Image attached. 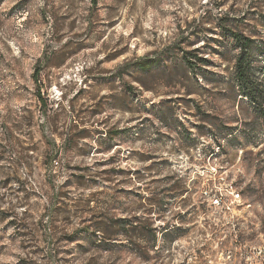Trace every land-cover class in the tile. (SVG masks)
Returning <instances> with one entry per match:
<instances>
[{
  "label": "rangeland",
  "instance_id": "1",
  "mask_svg": "<svg viewBox=\"0 0 264 264\" xmlns=\"http://www.w3.org/2000/svg\"><path fill=\"white\" fill-rule=\"evenodd\" d=\"M221 23L264 44V0H0V264L264 262V126L227 135L257 121Z\"/></svg>",
  "mask_w": 264,
  "mask_h": 264
},
{
  "label": "trees",
  "instance_id": "2",
  "mask_svg": "<svg viewBox=\"0 0 264 264\" xmlns=\"http://www.w3.org/2000/svg\"><path fill=\"white\" fill-rule=\"evenodd\" d=\"M223 20V19H222ZM221 29L233 39V46L236 48V54L232 58V68L233 70L224 78H221V82L229 87L230 90H233L237 96L240 97V101L245 102L249 100L250 104L253 106L254 110V121L257 123L254 127H246L244 129L238 130L236 127L227 128L228 136H242V134L247 138H250V135L253 134L252 131H258L257 127L264 126V67L261 66L262 56L258 55L260 52L264 51V44H257L256 40L252 35H247L244 32L235 30L233 28H227L223 23L219 25ZM206 47L193 48L187 50L186 48H180L181 57H180V67L184 69L188 74H193L196 76L197 73L203 71L208 62L205 52ZM219 52L223 53L222 50ZM222 55V54H221ZM173 59L171 58V61ZM162 57H150L143 56L135 60V62H129L124 65L123 68L134 69L136 74L149 73L153 68L161 64ZM40 73V67L35 69L34 76L38 80ZM129 92H132L129 88ZM262 123V124H261ZM116 132L113 133V136ZM221 135L218 133L215 134L217 141L221 140ZM248 143V141H247ZM221 145V144H220ZM219 147L221 148V146ZM243 150L247 148L243 143ZM264 151L261 150L258 154ZM210 194H216L221 197L223 201L224 196L222 191L218 188L211 187ZM127 219H117L115 220V225L118 224V227H123V231H128L135 228V226ZM113 226V225H112ZM131 227V228H129ZM166 230V229H164ZM105 232L106 229L100 230ZM154 232V238L156 234L159 233L156 228L150 230ZM168 232V231H166ZM153 234V233H152Z\"/></svg>",
  "mask_w": 264,
  "mask_h": 264
},
{
  "label": "built area",
  "instance_id": "3",
  "mask_svg": "<svg viewBox=\"0 0 264 264\" xmlns=\"http://www.w3.org/2000/svg\"><path fill=\"white\" fill-rule=\"evenodd\" d=\"M213 195H215L214 202L219 203L220 201H222L221 197L219 195H216V194H213ZM234 196H235V198H238V197H236V193L234 194ZM261 264H264V262Z\"/></svg>",
  "mask_w": 264,
  "mask_h": 264
},
{
  "label": "bare ground",
  "instance_id": "4",
  "mask_svg": "<svg viewBox=\"0 0 264 264\" xmlns=\"http://www.w3.org/2000/svg\"><path fill=\"white\" fill-rule=\"evenodd\" d=\"M237 196L239 197L240 196V193H238Z\"/></svg>",
  "mask_w": 264,
  "mask_h": 264
}]
</instances>
